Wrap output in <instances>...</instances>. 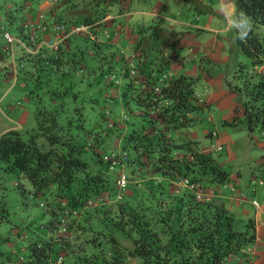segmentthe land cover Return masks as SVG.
Wrapping results in <instances>:
<instances>
[{
	"label": "trees",
	"instance_id": "16d2710c",
	"mask_svg": "<svg viewBox=\"0 0 264 264\" xmlns=\"http://www.w3.org/2000/svg\"><path fill=\"white\" fill-rule=\"evenodd\" d=\"M122 1L143 0H57L47 11L37 8L39 0L3 3L4 20H16L14 37L28 46H33L42 33L37 26L41 21L39 12L43 13L46 27L59 22L68 33L55 47L41 45L29 52L16 40L6 47L2 33L7 29L0 22V65L6 64L2 76L10 82L14 75V83L19 80L20 85H27L24 92L34 101V125L27 137L22 136L19 127L0 132V164L3 170L17 168L28 183L27 188L22 183L17 186L30 196L40 197L43 201L39 204L48 205L50 218L46 226L55 229L59 252L70 253L78 264H124L128 256H138L140 264H225L228 256L246 254V246L254 240L253 222L248 218L245 228L237 230L224 203L197 199L186 187L175 188V181L181 176L201 185L226 180V172L211 153L194 151V156L188 157L198 145L182 131L197 119L203 104L194 96L197 78L175 73L170 67L176 57L171 55V47L180 33L177 30L174 39L171 32L176 30H166L164 34L154 27L147 33L149 25H134L131 33L137 32L140 37L126 45L127 54L105 38L108 34L103 32L100 20ZM236 3L253 22L249 39H236L250 57L251 66L240 67L234 74L235 82L225 80L226 87L237 95L234 112L240 110V114L223 122L234 125L242 121L248 131L262 130L264 37L254 27L264 25V0ZM77 24L88 25L85 30L70 31ZM29 34L34 40H29ZM150 35L152 39L143 40ZM14 43L20 49L18 56L12 51ZM118 54L120 70L126 76L122 102L129 107V99L134 101L135 110L130 109L129 114L147 120V129L142 125L139 129L127 127L123 121L129 116L115 118L113 104L95 107L97 114L93 115L104 122L103 126L84 125L81 87L89 82L88 75L103 77L110 71ZM257 65L262 69H254ZM132 67L134 74L129 73ZM107 81L105 85L111 83L110 78ZM117 94L118 90H105L103 97H108L109 102ZM93 133L96 135L92 140L84 139ZM84 147L96 154L92 161L81 155ZM112 148L126 153L113 175L99 163L107 164L102 153ZM119 166L123 170L128 166L129 170L125 173V191L116 200L115 176ZM157 173L160 178L154 176ZM202 173L208 176L203 178ZM165 181L168 188L163 190ZM3 208L0 199V211ZM118 234L129 240V246L118 241ZM51 244L48 240L31 242L27 264L47 262Z\"/></svg>",
	"mask_w": 264,
	"mask_h": 264
},
{
	"label": "rangeland",
	"instance_id": "374dc122",
	"mask_svg": "<svg viewBox=\"0 0 264 264\" xmlns=\"http://www.w3.org/2000/svg\"><path fill=\"white\" fill-rule=\"evenodd\" d=\"M13 1L18 3L20 0H0V22L3 27L7 29L9 34L15 36L17 32L16 20L14 19L10 22L4 20L3 16L4 4ZM175 1L176 0H166L164 11L166 10V13L173 18L183 20L182 17L185 16L183 13H180V7L176 5ZM57 4L58 6L60 5L59 3ZM49 6L51 5L49 4L48 7ZM162 14L163 13L160 15ZM191 16V13L188 14L187 19L191 18ZM202 17H205V15H202ZM146 19H148L153 25H156L159 22V19L151 20V15L147 16ZM199 19L200 21H203V18ZM165 23L166 26H168L167 24H170V26L176 31H179L181 28L180 25L174 21H166ZM221 23L222 20L218 21L217 19H214L213 21V24L216 25H220ZM254 30L264 37V25L257 24L254 27ZM178 31L171 32L174 39L177 37L176 33H178ZM198 33V40L207 45H210L214 36L217 39V45L215 48L219 50L220 54L223 55L225 59L212 63L204 59L202 64L208 71L211 70L213 73H221L224 85L225 79L231 80V82L236 81L233 77L240 67L244 68L251 66L250 57L240 49L235 38V33L229 32L217 34L209 29H202ZM157 41L158 39L155 38L154 42L156 43ZM122 48L127 54H129V50L126 46L122 45ZM12 51L15 56H18L20 49L17 44H13ZM179 52V50L176 51L178 57L179 54H181ZM185 52L186 47L184 53ZM152 55L153 53H151V56ZM8 57L9 59L11 58L10 56ZM118 57L119 54L114 57V60L111 62L113 67L110 71L106 72L103 77H101V75H95L94 77L93 75H88L87 78L89 82H91V86L88 82L85 83L84 88L81 87L84 91L81 97L83 108H85L82 110L84 125L88 128H94L99 124L100 126H103L104 122L98 120L97 116L93 115V113L97 114V108L95 107L106 108V106L113 104L114 113L116 115L115 118L119 117L122 119L124 118L122 116L123 114L129 116L128 119L125 120L127 122L123 121L127 127L131 128L133 126L139 129L142 125L144 129H147L149 127V122H147V120L141 118L138 114H129L130 109L135 110L134 101L129 99V107L125 106L126 104L122 102L121 90L126 80V76L122 74V71L120 70ZM4 60L8 59L5 58ZM183 63L184 65L182 68L184 69L178 73H184L185 69H188L191 65L189 59H185ZM3 69L4 67L1 63L0 93H4L0 96V132L7 128H11V126H16V123H18L19 131L22 136L27 137L28 130L34 125V101L28 98L24 92L27 85H20L18 82L19 80L16 83H14L12 79L10 82L7 80L8 82L6 81L4 84L1 82L3 78ZM254 69L261 70L262 66L257 65ZM107 78H110L111 83L105 85L104 81L109 82L107 81ZM6 86H8V88L4 91ZM195 89L199 92L201 90H207L208 87L197 79L195 82ZM105 90L107 93H112L114 90H118V94L108 102V97L106 99L103 97L105 95ZM241 98H243V96ZM219 113V109L214 104H211L209 105V108L205 107L198 111V118L195 119L190 126L184 129L193 130L196 137L200 139L202 143H206L204 146L210 141V139L203 135L204 130L209 128H215L217 130L218 135L222 140V149L218 151H207L206 154L209 155L211 153L221 166V169L226 172L225 181L228 180L227 176H230L231 173L237 174V186L241 189L240 196L244 199L246 198V201H242V204L249 208L252 207L249 203L252 197L259 201L263 197L262 193H264V148L259 146L261 143H263L264 146V129L260 130L258 128H253L251 131H248L242 121H238L232 126L229 124H222L219 119ZM91 114L93 116H91ZM208 116L212 118L211 121L207 119ZM73 128L76 129L75 125ZM93 135H96V133L84 137V139L90 141L92 140ZM78 136L81 137L82 135L78 134ZM199 146H203V144H200ZM105 150L106 151L102 153V156L104 154L109 155L111 151L115 152V149L113 148ZM81 155L88 161H92L96 156V154L88 147L82 149ZM258 159L259 161H262L258 162ZM99 163L102 166H107V172L109 174L113 175L115 173V167L109 168L108 164H105L103 161ZM0 167V199H3L4 207L3 211H0V262H4L5 264H27V261L30 259V243H41L48 240L52 243V249L50 250L49 260L42 264H58L55 261L58 254H62V261L60 264H78L77 261H74L76 258H72L70 253L64 251L59 252L61 249H59L57 240L54 238L56 231L54 228L49 229L46 226V223L50 218L48 205L46 203H44V205L39 204V201H43L40 197L30 196L27 192L21 190L20 187L17 186V183H22L25 188L28 186L25 178L20 175L17 168L13 167L8 170H3V165L1 164ZM128 170L129 167L124 166V172L126 174ZM154 176L160 178L161 175L157 173ZM202 176L203 178H206L208 174L205 175L202 173ZM163 185V190L168 188L166 181ZM230 187L231 184L228 185L227 189ZM48 198L50 199V197ZM111 198H113L112 195ZM238 209H240V207H238ZM233 214H235V210H233ZM233 226L237 230H243L245 228V223L243 220H239L236 217L233 221ZM61 235L65 234L62 233ZM117 237L118 241L125 242L129 246V240L124 235L118 234ZM133 259L137 264H140V258L138 256H134ZM227 261H231L230 256L226 257L224 263Z\"/></svg>",
	"mask_w": 264,
	"mask_h": 264
},
{
	"label": "crops",
	"instance_id": "0c3cea01",
	"mask_svg": "<svg viewBox=\"0 0 264 264\" xmlns=\"http://www.w3.org/2000/svg\"><path fill=\"white\" fill-rule=\"evenodd\" d=\"M175 2L176 5L180 7V13H183L185 16L182 17L183 20L173 18L166 13V10L164 11L166 0H143L140 2L136 1L135 3L122 1L116 5V7H113L112 11H109L100 19L103 25L102 28L108 30V36L104 37L110 38L113 43L122 47V45L126 46V43H132L140 37V34L137 32L134 33L132 31L133 33H130L131 27L134 25H149L146 30L147 33L151 32L154 27H159L161 33L166 34L167 31L175 29L171 27L170 24H167L168 26H166L165 22H176L181 28L179 29L180 35L178 40L174 42V45L171 47V50L173 51L171 55L176 57L171 61L170 67L173 72L178 73L184 69L182 68L184 65L183 61L189 59L191 65L188 69H185L184 73L196 77L208 87L207 90H201L199 92L194 89L195 99L198 103L203 104V108H209V105L214 104L220 111L219 119L222 124H225L223 122L224 120H230L234 114H240V111L234 112V107L238 104L237 95L235 92L229 90L226 87V84L224 85L221 73H213L211 70L208 71L202 64L204 58L211 61H221L225 59L224 56L220 54L219 50L215 48L217 45V39L215 36L212 38L210 45L204 44L198 40V32H200V30L210 29L213 25L214 19H217L218 21L222 20V17L219 16L215 10L217 0H176ZM48 5L49 4L46 2H38L37 8L46 11L50 7H48ZM161 13L163 14L160 15ZM190 13L192 16L187 19V16ZM149 15H151V20L161 19L156 25H153L148 19H146ZM202 15H205V17H202ZM199 18H203V21H200ZM40 36L42 37L43 35L41 34ZM147 39H152V36L150 35L143 40L148 41ZM185 47L186 52L184 53ZM178 50L180 51L179 53H181L179 54V57L176 55V51ZM2 81L4 84L7 80L2 78ZM7 88L8 86H6L4 91H6ZM3 93L4 92H1L0 96ZM207 119L210 121L212 120L210 116H208ZM207 130L208 129L204 130L203 135L210 139ZM182 133L184 136L198 141L197 145L206 144L202 143L200 139L196 137L193 130L184 129ZM217 138L222 144L218 132ZM259 146L264 148L263 143L259 144ZM257 161L260 162L262 160L259 161L258 159ZM236 175L237 174L235 173H231L230 176H227V183L231 184V189L218 187L214 190L213 198L216 201L224 203L228 211L232 213L233 219L237 217V219L243 220L244 223L248 218L252 220L254 240L251 244L246 246V254L230 256L231 261H227L225 264H264V193H262L263 197L259 201L252 197V199L256 201V204H253L251 202L252 199L250 200L249 203L252 207H245L242 204V201H246V198L244 199L240 196L241 189L237 186ZM218 185L219 183L211 184L210 186L216 187ZM233 192L234 194H232ZM236 195L238 196L236 197ZM238 207H240V209H238ZM233 210H235V214H233ZM133 257L134 256H128L124 264H137ZM0 264L5 263L0 262Z\"/></svg>",
	"mask_w": 264,
	"mask_h": 264
},
{
	"label": "built area",
	"instance_id": "2783aa9c",
	"mask_svg": "<svg viewBox=\"0 0 264 264\" xmlns=\"http://www.w3.org/2000/svg\"><path fill=\"white\" fill-rule=\"evenodd\" d=\"M40 2H46L48 4L56 3L57 0H39ZM38 17H40V23L37 24L42 30V37L40 36L37 41L34 42L33 46H28L25 44L22 40H20L17 37L12 36L7 31H3L2 36L6 43V47H10L9 45L12 43L13 40H16L20 42V44L24 47L26 51L34 52L36 51L41 45H47L50 47H55L56 44L60 39H62L68 32L63 31V27L59 22H53L51 27H46L45 23H43V13L39 12ZM88 24H77L74 25L70 31L74 30H85ZM122 27V26H121ZM64 32V33H63ZM103 32L107 35V30L103 29ZM29 40H34L33 34H29ZM130 74H134V68L129 69ZM14 79V75H13ZM210 141L207 145L203 146H196L195 150H192L189 152L188 157L191 159L194 156V151L200 152V153H206L207 151H218L222 149V144L217 138V131L216 129L212 128L210 129ZM126 153L125 151H117L113 152L111 151L109 155L104 154L102 158L107 162L109 168H114L118 163H121V159H125ZM122 160V161H123ZM127 176L122 169V167L119 166V168L116 170V176H115V184H116V193L114 198L116 200L120 199L122 194L125 191V187L127 184ZM227 181H222L219 183L218 186L213 187L210 185H201L196 180H191L188 176H181L175 181V188L178 187H186L190 189L193 193L195 198L197 199H214V190L216 188H227L228 187ZM231 189V188H230ZM234 194V192L232 193ZM238 195H236L237 197ZM104 197V196H103ZM253 204H256V201L254 199L251 200ZM86 204H91V200H87ZM62 225L61 230L64 229L63 223H60ZM62 260V255L58 254L55 258L56 263L60 264Z\"/></svg>",
	"mask_w": 264,
	"mask_h": 264
},
{
	"label": "clouds",
	"instance_id": "9594fccd",
	"mask_svg": "<svg viewBox=\"0 0 264 264\" xmlns=\"http://www.w3.org/2000/svg\"><path fill=\"white\" fill-rule=\"evenodd\" d=\"M215 10L222 17V23L213 24L209 30L217 34L235 33V38L240 42H246L249 39L253 31V22L249 15L238 8L236 0H217ZM11 79L14 80L13 76ZM13 127L17 128L18 123Z\"/></svg>",
	"mask_w": 264,
	"mask_h": 264
}]
</instances>
